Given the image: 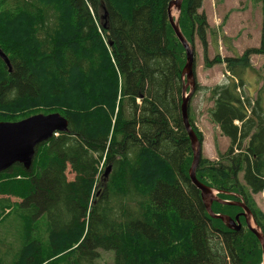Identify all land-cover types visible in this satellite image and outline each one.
<instances>
[{
  "label": "trees",
  "instance_id": "trees-1",
  "mask_svg": "<svg viewBox=\"0 0 264 264\" xmlns=\"http://www.w3.org/2000/svg\"><path fill=\"white\" fill-rule=\"evenodd\" d=\"M170 1L0 0V48L12 67L0 57V118L59 112L69 121L67 132L36 147L29 169L0 172V223L12 218L5 231L21 236L9 264H98L99 249L112 250L114 264H261L255 234L212 218L189 178L180 106L186 52ZM253 1L263 3L260 46L239 55L208 57L203 0H183L180 26L193 46L201 42L206 65L223 64L227 75L197 84L229 141L224 153L216 147L226 162L201 157L197 178L220 199L243 196L264 232L254 198L264 192V86L255 98L244 90L247 72L257 71L252 55H264V0ZM212 209L243 211L216 201ZM44 214L42 242L35 225Z\"/></svg>",
  "mask_w": 264,
  "mask_h": 264
},
{
  "label": "rangeland",
  "instance_id": "rangeland-1",
  "mask_svg": "<svg viewBox=\"0 0 264 264\" xmlns=\"http://www.w3.org/2000/svg\"><path fill=\"white\" fill-rule=\"evenodd\" d=\"M199 11H205L208 16L209 46L207 55L210 59H213L217 54L221 56L239 55L249 47L260 46L263 3L253 0H203L202 8ZM194 51V69L198 84L201 86H214L216 83L223 82L226 79L227 75L223 64L215 63L212 66L206 65L204 47L197 38L195 39ZM251 61L257 71L247 72L245 75L247 90H244L247 95L255 98L259 89L264 86V55H252ZM210 105H212V102L208 99L207 92L204 91V89H197L190 101V117L198 130L203 133L202 157L213 162L214 160L216 162H226L224 159H220V157L215 159L216 147L218 148V152H221V150L226 149L227 146H225L224 141L219 138L222 136L215 133L213 129L214 125H212V121L207 113V109ZM0 121L10 120L0 118ZM224 152L222 151L221 153ZM101 166L103 169L102 174L104 173L105 176L104 171L107 168L103 164ZM74 176L75 174L69 167L67 170L68 179L73 180ZM241 180L243 181L242 177ZM254 198L258 208L264 212V192L254 195ZM11 221L12 218H9L0 223V264H9L6 261L7 257L10 259L9 254H7L8 252L14 253L16 256L20 253L19 239H21V236L19 238L15 236L11 237V234L5 231L6 228L10 227ZM243 222L242 229H248L245 220ZM38 223L39 225H35L36 237L41 239L42 242H45L47 239L46 214L41 216ZM2 231L5 235H8L7 238L4 239ZM15 238L18 239V242ZM246 245L247 247H253L250 242ZM98 251L99 257L96 260L98 264H114V252L112 250L107 251L99 249Z\"/></svg>",
  "mask_w": 264,
  "mask_h": 264
},
{
  "label": "water",
  "instance_id": "water-1",
  "mask_svg": "<svg viewBox=\"0 0 264 264\" xmlns=\"http://www.w3.org/2000/svg\"><path fill=\"white\" fill-rule=\"evenodd\" d=\"M183 0H171L168 6L170 24L186 52V62L182 70L183 90L181 98V116L186 129L190 146L193 153V160L189 168V178L200 191V196L207 212L212 218L220 219L227 228L236 232L242 229L240 217L243 216L248 229L255 234L260 242L264 264V232L257 223L252 210L245 202L243 196L239 200H224L217 196L219 191L208 186L197 178V170L202 156V142L190 122L189 105L192 96L197 89V80L194 69L195 51L193 44L187 39L180 26V16ZM0 57L12 70L9 58L0 48ZM69 130L68 119L60 113H38L18 121H0V172H3L13 165L19 163L29 169L34 161L36 147L51 139L57 132ZM111 167L105 170V176L109 174ZM214 201L225 205H236L243 209L235 215L215 213L212 209Z\"/></svg>",
  "mask_w": 264,
  "mask_h": 264
},
{
  "label": "crops",
  "instance_id": "crops-1",
  "mask_svg": "<svg viewBox=\"0 0 264 264\" xmlns=\"http://www.w3.org/2000/svg\"><path fill=\"white\" fill-rule=\"evenodd\" d=\"M241 54V53H240ZM224 66V65H223ZM212 125H214V131H215V133H218L219 134V130H218V127L215 125V124H213L212 123ZM221 140H223L224 141V143H225V146H228V143H229V141H228V139L226 138V137H219ZM216 158H217V156H216ZM215 158V159H216Z\"/></svg>",
  "mask_w": 264,
  "mask_h": 264
},
{
  "label": "bare ground",
  "instance_id": "bare-ground-1",
  "mask_svg": "<svg viewBox=\"0 0 264 264\" xmlns=\"http://www.w3.org/2000/svg\"><path fill=\"white\" fill-rule=\"evenodd\" d=\"M114 7V6H113ZM115 8V7H114ZM116 10V9H115ZM2 47V46H1ZM24 119V118H23ZM11 121V120H10ZM122 193V192H121ZM127 193V192H126ZM125 219V218H124ZM5 220V219H4ZM39 222V221H38Z\"/></svg>",
  "mask_w": 264,
  "mask_h": 264
}]
</instances>
